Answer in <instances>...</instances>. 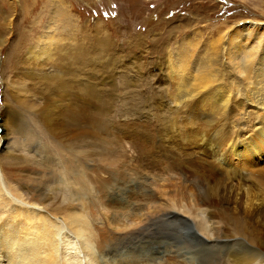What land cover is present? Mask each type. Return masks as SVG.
<instances>
[{
	"label": "bare ground",
	"instance_id": "6f19581e",
	"mask_svg": "<svg viewBox=\"0 0 264 264\" xmlns=\"http://www.w3.org/2000/svg\"><path fill=\"white\" fill-rule=\"evenodd\" d=\"M241 21L225 22L226 33L216 30L230 46L219 47L222 56L239 75L212 68L220 57L195 59L193 68L206 75L193 79L202 81L180 86L173 104L158 101L162 111H178L206 100L202 107L216 110L222 126L202 115L194 122L192 113L188 121L161 120L168 132L124 119L97 124L92 89L77 75L73 88L66 82V105L80 117V149L41 144L37 157L10 153V167L0 159V264H264V185L248 176L253 158L264 156V122L252 126L254 137L229 129L233 108L243 103L264 116V21ZM50 48L31 57L49 58L56 72L70 75V65L52 58ZM76 54L68 58L77 64L84 56ZM254 77L262 82L255 81L248 98L236 97L241 80ZM1 172L28 186V203L10 196ZM189 233L196 242L186 239Z\"/></svg>",
	"mask_w": 264,
	"mask_h": 264
},
{
	"label": "rangeland",
	"instance_id": "374dc122",
	"mask_svg": "<svg viewBox=\"0 0 264 264\" xmlns=\"http://www.w3.org/2000/svg\"><path fill=\"white\" fill-rule=\"evenodd\" d=\"M252 19L264 21V0H0L1 162L10 167L13 164L5 158L29 153L37 157L42 145L51 149L58 147V142L63 144L61 149H80L77 140L80 117L71 111L64 98L66 82L71 88L79 84L76 75L93 91L98 108L94 123L141 121L154 126L153 132L155 129L168 132L170 124L163 125L161 120L188 121L192 113L194 122L202 115L215 127L222 126L223 122L212 116L216 110L202 107L206 100L202 105L191 101L178 111L167 107L162 111L158 101L173 104L180 86L202 81L193 79L195 75H206L193 68L195 59L201 63L209 56L220 57L212 68L239 75L222 56L219 47L230 46L223 44L225 40L216 30L223 28L225 22L230 27L240 20ZM223 29L224 33L228 32ZM43 41L49 43L52 58L70 65V75L74 78L63 70L56 72L49 58L40 55L34 61L31 55L39 54L40 47L47 44ZM76 50L84 56L77 64L68 58L77 55ZM256 80L262 82L256 77L251 83L242 79L234 91L236 97L248 98L245 94L255 86ZM243 105L231 109L234 115L230 114L229 129L234 135L237 131L254 137L252 126L264 122L263 110L254 103ZM110 131L114 132L113 128ZM85 151L91 152L92 146ZM127 155L130 159V152ZM251 164L254 166L248 176L264 185V156L254 157ZM101 169L98 172L104 176ZM3 177L4 187H11L7 189L10 196L28 203V186H19L7 173ZM45 202L48 204L49 200ZM189 235L186 239L197 241Z\"/></svg>",
	"mask_w": 264,
	"mask_h": 264
}]
</instances>
